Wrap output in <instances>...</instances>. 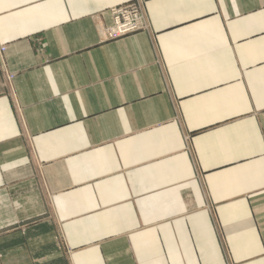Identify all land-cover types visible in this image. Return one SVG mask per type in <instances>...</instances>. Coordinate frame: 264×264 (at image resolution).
I'll list each match as a JSON object with an SVG mask.
<instances>
[{
  "label": "crops",
  "instance_id": "crops-1",
  "mask_svg": "<svg viewBox=\"0 0 264 264\" xmlns=\"http://www.w3.org/2000/svg\"><path fill=\"white\" fill-rule=\"evenodd\" d=\"M0 255L264 264V0H0Z\"/></svg>",
  "mask_w": 264,
  "mask_h": 264
},
{
  "label": "built area",
  "instance_id": "built-area-1",
  "mask_svg": "<svg viewBox=\"0 0 264 264\" xmlns=\"http://www.w3.org/2000/svg\"><path fill=\"white\" fill-rule=\"evenodd\" d=\"M111 25L103 30L107 40L120 39L146 29L139 7L135 4H123L109 9Z\"/></svg>",
  "mask_w": 264,
  "mask_h": 264
},
{
  "label": "rangeland",
  "instance_id": "rangeland-1",
  "mask_svg": "<svg viewBox=\"0 0 264 264\" xmlns=\"http://www.w3.org/2000/svg\"><path fill=\"white\" fill-rule=\"evenodd\" d=\"M125 4H131V3H125ZM121 5H123V4H121ZM118 6V5H117ZM111 9V8H110ZM0 259H1V255H0Z\"/></svg>",
  "mask_w": 264,
  "mask_h": 264
}]
</instances>
